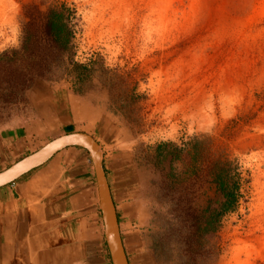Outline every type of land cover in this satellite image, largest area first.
I'll return each instance as SVG.
<instances>
[{"label": "rangeland", "instance_id": "1", "mask_svg": "<svg viewBox=\"0 0 264 264\" xmlns=\"http://www.w3.org/2000/svg\"><path fill=\"white\" fill-rule=\"evenodd\" d=\"M53 1L71 12L70 54L59 79L32 86L114 113V144L98 152L131 184V264H264V0H0V56ZM22 66L0 65V87ZM30 89L0 90V131ZM220 172L237 203L213 220Z\"/></svg>", "mask_w": 264, "mask_h": 264}, {"label": "crops", "instance_id": "2", "mask_svg": "<svg viewBox=\"0 0 264 264\" xmlns=\"http://www.w3.org/2000/svg\"><path fill=\"white\" fill-rule=\"evenodd\" d=\"M25 98L27 113L0 131V172L42 148L45 141L69 134L90 136L99 150L114 144L117 119L106 105L97 104L94 95L80 96L39 82ZM112 162L101 163L131 264L125 240L131 237L128 228L137 220V209L126 203L131 184L125 167ZM0 264H112L97 180L84 149H63L0 188Z\"/></svg>", "mask_w": 264, "mask_h": 264}, {"label": "trees", "instance_id": "3", "mask_svg": "<svg viewBox=\"0 0 264 264\" xmlns=\"http://www.w3.org/2000/svg\"><path fill=\"white\" fill-rule=\"evenodd\" d=\"M69 9L63 4L53 1L45 11L36 10L29 15V21L23 25L20 45L17 50L3 53L0 56V65L7 70L14 69L15 64L23 63L19 69L21 81L14 85L8 77L1 82L3 96L10 97L13 93L22 95L31 88L35 79H59L58 73L66 69V59L70 54L73 31L69 28ZM75 68L83 67L74 65ZM14 72H10L14 73ZM10 77V76H9ZM12 80V79H11ZM81 78H78L80 81ZM17 89V91H16ZM15 93V94H16ZM2 94V93H1ZM217 190L222 202L214 211L213 220H218L225 212L234 208L237 203V188L223 177L220 172L216 177Z\"/></svg>", "mask_w": 264, "mask_h": 264}, {"label": "water", "instance_id": "4", "mask_svg": "<svg viewBox=\"0 0 264 264\" xmlns=\"http://www.w3.org/2000/svg\"><path fill=\"white\" fill-rule=\"evenodd\" d=\"M69 147L84 149L88 153L93 165L105 229V239L112 264H128L120 238L115 208L100 161L98 146L90 136L74 133L50 141L36 152L22 158L6 170L0 172V188L13 183L30 171L42 166L55 154Z\"/></svg>", "mask_w": 264, "mask_h": 264}]
</instances>
